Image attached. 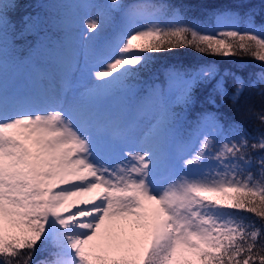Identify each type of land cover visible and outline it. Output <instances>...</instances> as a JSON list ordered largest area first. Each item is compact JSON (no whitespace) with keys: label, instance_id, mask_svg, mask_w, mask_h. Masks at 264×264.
<instances>
[{"label":"snow or ice","instance_id":"snow-or-ice-1","mask_svg":"<svg viewBox=\"0 0 264 264\" xmlns=\"http://www.w3.org/2000/svg\"><path fill=\"white\" fill-rule=\"evenodd\" d=\"M17 7L0 0V264H264V131L213 113L185 131L175 110L215 81L208 102L237 111L255 90L264 128V71L171 69L167 89L136 90L153 54L177 48L264 63V25L230 10L196 22L168 0H82L17 30ZM32 35L25 62L15 41Z\"/></svg>","mask_w":264,"mask_h":264},{"label":"trees","instance_id":"trees-1","mask_svg":"<svg viewBox=\"0 0 264 264\" xmlns=\"http://www.w3.org/2000/svg\"><path fill=\"white\" fill-rule=\"evenodd\" d=\"M52 1V0H51ZM19 7L9 13L11 18L17 25V30L22 26V18L26 16H40L42 19H50L55 16L58 9L51 7L50 0H14ZM137 0H125L123 3L130 4ZM168 2L176 5L183 10L184 14L196 21H210L215 13L230 10L238 13L241 17V27H244L243 21L248 16L252 17L255 26L264 25V0H168ZM247 14V15H246ZM45 27L49 35L57 33L54 25ZM111 32V31H110ZM43 34V33H42ZM41 34V35H42ZM62 35V33L60 34ZM37 37L28 36L25 40L17 39L18 58L24 60L29 57L30 47L34 46ZM154 62L148 69L142 71L136 82V90L142 94L146 93L149 86L154 84H162L169 70L176 69L180 72H188L202 65L214 64L223 75L225 72H235L237 75L243 76L246 80L253 78L255 74L264 71V63L253 59L250 56H213L205 55L194 51L190 48H177L167 52L153 54ZM215 81L206 85H198L194 89L195 103L184 107L177 105L175 110L182 112V125L185 131L196 127L204 114L213 113L220 118V123L225 129L230 125H237L246 129L251 136H257L264 131L259 122L248 111L249 107L259 109L261 106V98L255 90L249 89L241 98V108L237 111L232 107L231 102L221 103L217 97L216 105L208 102V97L212 93ZM228 91H232V80L226 81ZM264 87V85H261ZM258 155V153H257ZM256 166H253L255 171ZM44 254H37V258Z\"/></svg>","mask_w":264,"mask_h":264},{"label":"rangeland","instance_id":"rangeland-1","mask_svg":"<svg viewBox=\"0 0 264 264\" xmlns=\"http://www.w3.org/2000/svg\"><path fill=\"white\" fill-rule=\"evenodd\" d=\"M123 1H125V0H123ZM50 2H52V3H51V6H53V5H63V4H75V3H80V2H82V0H52V1L50 0ZM96 2H99V3H106V2H108V0H96ZM59 11H64V10H63V9H59ZM71 11H75V10H71ZM116 21H117V22L119 21V16H118V14H117V16H116ZM254 26H255V25H254ZM255 27H256V28H260V26H255ZM110 31H112L111 28H109V29L107 30V32H110ZM15 43L17 44V42H15ZM28 59H29V58H28ZM28 59H26L25 62H27ZM167 76H168V74H167L166 77H165V82H163L161 85H160V84H154V86H149L148 89H147V91H148L149 89L153 88V87L167 89V88L169 87V81H168ZM147 91H146V92H147ZM194 128H195V127L189 129L188 131H191V130L194 129Z\"/></svg>","mask_w":264,"mask_h":264}]
</instances>
